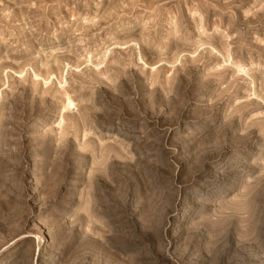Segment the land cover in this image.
<instances>
[{"label":"rangeland","instance_id":"rangeland-1","mask_svg":"<svg viewBox=\"0 0 264 264\" xmlns=\"http://www.w3.org/2000/svg\"><path fill=\"white\" fill-rule=\"evenodd\" d=\"M0 264H264V0H0Z\"/></svg>","mask_w":264,"mask_h":264},{"label":"bare ground","instance_id":"bare-ground-1","mask_svg":"<svg viewBox=\"0 0 264 264\" xmlns=\"http://www.w3.org/2000/svg\"><path fill=\"white\" fill-rule=\"evenodd\" d=\"M70 105H71V102L68 103V106H70Z\"/></svg>","mask_w":264,"mask_h":264}]
</instances>
